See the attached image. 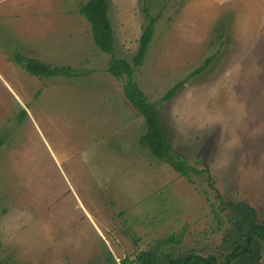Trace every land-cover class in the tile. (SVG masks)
<instances>
[{
  "label": "rangeland",
  "instance_id": "rangeland-1",
  "mask_svg": "<svg viewBox=\"0 0 264 264\" xmlns=\"http://www.w3.org/2000/svg\"><path fill=\"white\" fill-rule=\"evenodd\" d=\"M14 1L27 7L15 16L23 32L0 14V258L104 263L107 249L122 258L147 249L207 256L224 251L230 202L247 201L264 221V0H109L117 57L132 60L145 8L158 16L134 79L176 153L205 171L194 183L140 145L144 119L107 70L111 55L80 12L87 0H53L57 16L48 0ZM15 53L92 72L37 77Z\"/></svg>",
  "mask_w": 264,
  "mask_h": 264
},
{
  "label": "trees",
  "instance_id": "trees-1",
  "mask_svg": "<svg viewBox=\"0 0 264 264\" xmlns=\"http://www.w3.org/2000/svg\"><path fill=\"white\" fill-rule=\"evenodd\" d=\"M109 0H87L80 5V12L91 24V31L97 47L111 55L107 68L108 72L116 79L122 81L123 91L130 104L144 119L146 131L141 135L139 143L147 148L151 154L160 161L168 164L181 176L194 183V174L203 175V169L190 165L185 158L182 160L173 148L167 134L162 115L156 102L149 100L146 93L134 79L135 71L144 65L146 55L153 40L158 16H154L145 8L147 23L139 40V46L132 60L117 57L115 54V33L109 15ZM15 61L31 75L37 77H82L90 74L79 72L70 65H54L40 58L15 53ZM216 55L206 59L204 64L195 71L200 74L214 62ZM85 74V75H84ZM184 81L176 84L162 98L161 101L171 98ZM4 144V138L0 137V148ZM208 172V170H207ZM209 174V172H208ZM232 209L231 228L223 238V249L219 253L207 256L197 251H189L175 255L170 252L160 253L154 249L140 250L132 254H126L119 261L114 253L107 249L104 263L87 264H262L264 253V221H261L255 207L247 201L229 203ZM183 235V234H182ZM182 235H170L169 240H182ZM137 243V241H136ZM0 264H17L9 259L0 258Z\"/></svg>",
  "mask_w": 264,
  "mask_h": 264
},
{
  "label": "crops",
  "instance_id": "crops-1",
  "mask_svg": "<svg viewBox=\"0 0 264 264\" xmlns=\"http://www.w3.org/2000/svg\"><path fill=\"white\" fill-rule=\"evenodd\" d=\"M14 2H15L14 0H0V14H2L4 16H9L11 21L14 24H15V21H16V24H15L16 26L15 27H17L20 31L23 32V30L21 28V24L19 23L20 19L15 18V16H21V11H20L22 9L21 6H23V8L25 9L27 7V3L26 2H22V4H14ZM47 3L52 6V9H47L48 13H51V14L55 15L56 12L54 13V9L53 8L57 9L56 6H55L57 4V2L53 1V0H48ZM56 16H57V14H56ZM18 23H19V25H18ZM55 24H54V26H55ZM54 26H52V27L54 28ZM52 30H54V29H52ZM25 35H27V37H28V30H27V32H25ZM171 235H173V233ZM116 258H117V260L118 259L120 260L122 257L121 256L120 257L116 256ZM262 264H263V260H262Z\"/></svg>",
  "mask_w": 264,
  "mask_h": 264
}]
</instances>
